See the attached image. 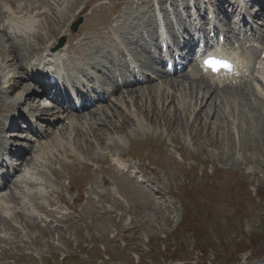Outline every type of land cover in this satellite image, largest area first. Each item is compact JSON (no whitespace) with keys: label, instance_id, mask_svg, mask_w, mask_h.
Segmentation results:
<instances>
[{"label":"rangeland","instance_id":"rangeland-1","mask_svg":"<svg viewBox=\"0 0 264 264\" xmlns=\"http://www.w3.org/2000/svg\"><path fill=\"white\" fill-rule=\"evenodd\" d=\"M1 1L5 2V0ZM80 1L81 0H76L77 3ZM105 1H108L105 6H102L100 9L96 8L91 15L88 16L85 13H82V21L85 23L88 17H90V21L87 27L84 26L83 23L81 27L77 29V31L80 30L83 33L90 31L89 34L93 36L95 42V51L93 54L100 52L102 47H109L108 42L105 41V39L111 37V35H107L103 29H101L100 35L92 31L98 28L96 26L101 25V23L107 24L109 22V17L112 16L110 14L114 12L112 9L119 0ZM126 2L132 5L136 4L133 0H126ZM54 4L55 2L53 1L52 5L54 6ZM56 5L57 3L55 6ZM55 6L53 7L52 15L47 18L49 23L46 22L47 27L54 32L53 34L56 33V30L52 28V25L60 27L63 24L62 22L70 15L74 3H71L70 7L63 10L66 13L64 19L60 18L62 12L60 8ZM77 7L78 5L75 9ZM129 8L131 7L129 6L125 9L123 7L122 10L117 12L120 13L123 11L121 13V20L127 21V24L124 25L121 30L131 29L133 33H136V26L133 24L130 25V22L148 19V17L141 13H135L134 11L127 12ZM84 15H86L85 18ZM30 24L31 22H29L28 25ZM80 31H78L79 33L77 35L80 34ZM1 37L2 36H0V45L2 42ZM14 45L18 49L17 52L19 53L20 61L19 59L16 61L14 58V55H17L16 50L13 48ZM41 45H43V43ZM23 46H18L17 44L12 43L9 47L8 45H5L0 48V74L3 75L0 77V81L2 80V82H0L1 92L4 89L3 87H5L6 90H11V88L6 85L5 81L3 82L10 73L11 80L9 84H13L18 77V69L21 68V62L24 59L20 52ZM31 52L32 50L28 53ZM89 58L90 57H87L85 59L94 63L96 62L95 58ZM5 66L6 68H2ZM14 67L15 70L12 71V68ZM27 83L28 82H24L23 78H18L12 87V93H1L0 101L4 102L17 93L16 96L12 98V100L14 99L13 101H7L4 103L9 104L10 102V104L13 105L14 101L20 98V94L23 90L29 88ZM194 86L198 88L201 87L200 83H197ZM15 88L20 90L15 91ZM184 95H186L187 100H191L193 104L195 102V97L198 94L194 93L191 97L189 89L185 88ZM35 98L38 97L30 96L26 105L32 109L36 108L37 105L40 108H43L44 105L41 104V98ZM245 98L247 99L243 100L241 97L232 98V96L229 97L225 94V96H221V103L219 106H214L216 105L217 100L214 102V99L211 100V98H209V101L205 106L208 110V114H203L201 117L199 116L197 118L198 121L195 122L193 120L197 119H192L193 114L190 119L188 118L189 115H186L185 119L184 117L176 119L177 117L175 118V115H177V113L173 110L176 108V104L170 103L166 106V102H163L162 104H165V107H163L162 110L161 105L156 104L158 108L152 106V108L147 111L149 118L152 117V119H147L148 117L146 116L147 122L157 124L152 126L155 131L148 134L149 141L146 139L140 140V138H145V130L143 129H149L151 125L144 126L141 128L142 131L135 130L133 131V134L128 132V129L133 126L126 129L128 135L134 138L132 139V142L134 140L140 141L136 146V151L138 153L143 151L152 163V165L148 167V177L159 179L164 189L171 191V193L168 194H170V206L172 208L166 203L158 204V201L156 202L141 185L131 184V181L117 182L114 183V187L118 190L121 188L129 198L130 202V207L125 210H123L120 205H117L116 210L122 212V215L114 216L113 213H111L106 216L107 222L102 223L99 218H94L92 216L94 211L91 212L86 210L83 214L91 217L85 222V224L76 226L72 229L67 228V231H60L64 227L62 226V228L58 230H51L52 235L47 230H33L32 232V223L29 226L27 224L25 230L18 234L17 231H14L17 226L14 224H8L6 227L12 228L8 231L11 233V238L6 241L7 244L13 246L11 248L15 247L18 249H21L23 246L30 247L31 244L36 253L46 251L52 253L54 256H56L59 251L66 250L64 254L68 257L76 256L75 259L70 260L69 258L67 264H90L88 260H90L94 254L97 258L101 257L103 253H107L112 257L111 263L113 264L115 262H118L117 264H122L120 259H124L125 264H127L134 262L133 259L132 261L130 259L131 255L129 256L133 251L138 252L146 262H149L146 260L147 257L149 260L151 258L153 259V262L159 264L167 259H169L167 260L168 264H194V262L195 264H209L204 259H200L202 254L199 255L198 260L194 261V257L191 252H189L188 248L189 244L194 243L196 240L194 237L196 238V236L194 235L193 237L191 234L190 236H184L188 229L197 233V243L202 245L204 254H207L208 258H211L212 254H217L218 262L220 264H235L234 261H237V259H235L236 256L241 258V261L238 264H264V198L259 200L253 198L254 191H257V189H260L261 193L264 192V119H262L264 115V104L260 99L255 101L252 97L248 99L247 96ZM22 99L24 100L26 98L22 97ZM238 99L241 100L238 101ZM245 101H250L249 104H254V109L251 110L252 113L249 114L253 117L251 120L252 125L248 124V119L246 124L239 122V120L242 119L241 117H243L240 113L242 109H244V107H240V105H243L242 102ZM1 102L0 109L3 110L5 106L2 105ZM144 103L146 106L137 101L134 108L141 107L143 111H146L150 102L148 103V101L145 100ZM209 104L210 106L208 107ZM221 106L223 107L217 110L216 107ZM25 107L26 106H24L23 109ZM192 107L198 109V105H193ZM228 108H233L235 111H233V113H228ZM15 109L16 107L14 110ZM23 109H17L19 110L18 114L16 113L17 118H21V116L24 117ZM90 113H92V111ZM4 114L5 111L0 112V116L3 117ZM223 114L228 115V118H226L228 120H223ZM119 115H122V112ZM112 118L113 115L108 118V121L112 126L110 123L100 119L97 120L96 123H93V126L97 128L96 138L100 137L98 140L91 133L88 135V139L82 138L83 140H74L73 144L80 149L78 152L86 154L89 157L95 151V156H97L100 149L104 148L101 145L105 146L107 142L106 135L113 129L120 131L128 125L127 116L122 115L121 118H117V123ZM15 124H17V122L13 123L14 126ZM257 124H259L261 130L257 129ZM249 126H251V128H249ZM243 127L244 129H242ZM0 131H2V127H0ZM157 133L158 139L157 142L154 143V138ZM172 138L176 139L177 146L181 145L184 160L178 157L175 148L170 142ZM20 140L23 139H19V141ZM10 142L15 143L12 139ZM58 147L60 148L61 145ZM58 147L51 148L49 150L50 154L48 152L42 156L44 157L47 154L44 158L49 161L52 160L51 163H54L55 157L58 155L56 152ZM106 147L108 148L106 149ZM106 147L105 150H113V147L109 148V145ZM120 148L128 150L129 143L124 142ZM193 151H196L197 157L193 156ZM62 152L65 151L61 149V153ZM59 160L58 157L56 162ZM37 164L38 163L32 167L36 168ZM107 171L113 173L111 167H109ZM64 174L65 172H63L62 176ZM93 175L99 182L98 184L108 185L110 186V189H112L111 186L113 187L114 181L120 180L118 178H110L109 176H107V178H102L99 173L87 170L85 172L83 184L90 185ZM75 182L80 186V182ZM173 184L174 186H172ZM107 191H109L108 188ZM144 194H146V196ZM160 199H163L166 202L168 201L164 199V197ZM255 200L257 201L256 203ZM172 202L174 204H172ZM19 211H21L23 217L24 210ZM7 213L9 214L11 212ZM194 214L195 218H199V221H196L195 223L191 220V217H193ZM184 218L185 220L182 222ZM0 219L2 218L0 217ZM189 219L191 220V225L187 222ZM27 221L29 222V220ZM80 223L81 222H77V224ZM1 225L3 224L1 223ZM176 227L177 236L174 237L172 234ZM113 231L117 232L120 236L128 238V245L122 246L124 241L119 243L116 242L115 238L111 239L109 233ZM159 233L161 237H164V233L168 235L171 234L168 241L173 240L171 242L172 244H177L179 242L184 243L186 241L188 248L185 243L181 245L179 244L176 252L172 250V244L168 243L165 250L161 251L158 246L160 241L153 240L150 248L147 249L146 238H156ZM3 234V232L0 233V237H3ZM250 240L252 242H250ZM165 242L166 240H163L161 248H164ZM102 243L107 248L106 252L105 247L103 251L99 250V248L103 246ZM161 254L163 255V258H160ZM169 255H171L170 258H168ZM3 258L6 261V257L3 256ZM255 258L257 259L253 260ZM21 259L23 261L30 260V264H42V261L39 258H34L32 255L30 258L22 256Z\"/></svg>","mask_w":264,"mask_h":264},{"label":"bare ground","instance_id":"bare-ground-1","mask_svg":"<svg viewBox=\"0 0 264 264\" xmlns=\"http://www.w3.org/2000/svg\"><path fill=\"white\" fill-rule=\"evenodd\" d=\"M38 0H25V3L24 4H21V5H17L15 2H11V5H12V8H13V11L14 12H12L11 10H8V12H12V13H20V12H22V13H27V12H32V11H38L41 15H44L45 16V19L47 20V18L49 17V16H51L52 14V10H53V7H50L49 8V10H45L44 8L45 7H49L50 6V4H52L53 3V1L55 2V4L56 3H59V2H61V1H63V0H42V3L40 4V3H38L37 2ZM264 1V0H263ZM64 2V1H63ZM55 4H54V6H55ZM1 5V4H0ZM53 6V5H52ZM81 8V7H80ZM79 8V9H80ZM258 11H264V5L262 6V8L260 9V10H258ZM54 12V11H53ZM74 12V11H73ZM6 12H5V10H2L1 8H0V14H5ZM57 13V12H56ZM59 13V12H58ZM232 13H233V11L232 10H230L228 13H227V16H228V19H230L231 18V16H232ZM61 14H63V15H65L66 13L62 10V12H61ZM55 16H56V14H55ZM70 16V15H69ZM69 16H68V18H69ZM14 18H15V20H16V22L18 23V25L19 26H13V27H11L10 25H12V20L10 19V18H8L7 19V23L5 22V24L3 25L5 28H8V26L9 27H11V28H13L14 30H15V35H16V37L19 39V41L21 40L22 41V38H24V37H28L29 35H32L36 40H39L38 41V43H39V45H41L42 43H44V38H42L41 36H39L38 34H32V30L34 29L33 27H31L32 26V23L30 24V25H26L25 24V22H26V20L24 19V20H22V18H21V16H17L16 14H14ZM67 18V19H68ZM55 19V18H54ZM67 19L66 20H64L62 23L64 24L66 21H67ZM46 22H48V20L46 21ZM49 23V22H48ZM60 26V25H59ZM46 28H47V33H48V35H51V34H53L54 32L53 31H51L50 30V28L49 27H47V25H46ZM4 31V30H3ZM0 36H2L1 37V39L2 40H4L6 43L8 42V40L5 38L4 39V35H2V34H0ZM74 38V37H73ZM85 38V37H84ZM17 44L18 46H23V45H27V43L26 42H22V43H18V41H14L13 39H11V42H10V45L11 44ZM24 43V44H23ZM5 45L1 42V45H0V48L1 47H4ZM9 47V46H8ZM13 48L16 50V54L17 55H14V58L16 59V61L19 59V53L17 52V47L14 45L13 46ZM21 48V47H20ZM22 49H23V47H22ZM21 49V50H22ZM49 50H50V45H45L44 47H43V52L41 53V55H40V60H42V57H43V54L44 53H47V56H46V59L51 55V53H49ZM21 52V54H22V51H20ZM32 53L33 52H31V53H28L27 54V56L22 60V64L20 65V67L21 68H23V66H24V64H25V62H27V60L30 58V56L32 55ZM107 53V52H106ZM22 56H23V54H22ZM87 58V57H86ZM94 59V57H90L89 59ZM19 61H20V59H19ZM142 62H143V60H141ZM145 61H147V60H145ZM97 62V61H96ZM95 62V63H96ZM18 63V62H17ZM146 66L148 67V68H151V66H150V64H146ZM2 68H6V66L5 67H2ZM263 71H264V63H263ZM85 74V76H88V74H86V73H84ZM167 74V73H166ZM186 73H184L182 76H184ZM25 75H23V76H20L19 77V79H24V80H26L27 78H26V76L24 77ZM168 76H169V78H165V79H163V78H159L160 80H158V83H155V84H147V86H146V89L145 90H140V88L139 89H136V90H133V88L132 89H130V90H125V92L123 93V94H121L120 96H117V97H113V99L112 100H110V101H112V103H113V105H112V111L110 112L111 113V115H113V106H114V109H115V111H116V113L119 115L121 112L122 113H127V114H125L124 116H127L128 118H132V106H134L135 105V103L138 101V102H141L144 106H146V104L144 103V101L145 100H147L148 101V103H149V105H148V107H147V110L146 111H143L142 109H141V107L140 108H138V107H136L135 108V112H134V115L136 116V119H135V122H136V124L137 125H140L141 123H142V121L143 122H147V120H146V116L148 117L147 119H152V117H150L149 118V115L147 114V111H149V109H151L152 108V106H155V107H157L158 108V106L156 105V104H158V105H161V110H162V108L163 107H165V104H162L163 102H166V106L167 105H169L170 103L171 104H176L175 106H176V108L175 109H173L174 111H176V113H177V115H175V118L176 119H178V118H183L184 117V119H185V116L186 115H189V119L191 118V115L193 114V116H192V119H197L199 116L201 117V115H207L208 114V110L205 108V106H206V104L208 103V99L209 98H211V100L212 99H214V102H215V100H219L220 98H221V94H219V92L220 93H222V94H227L229 97H231V96H237L238 94H243V92L242 93H240V91H238V88L237 87H235L233 90H230V89H227L225 86H229V85H231L230 83H226V81H220V80H217V79H214V77L213 76H210V77H207V82H201L200 80H196V82H192V81H190V82H187V81H178L176 78H173L170 74H168ZM262 76H264V75H262ZM26 78V79H25ZM147 82V81H146ZM184 84V85H186V88H188L189 89V91H190V93H199L200 92V95H199V97H195V100H197L196 101V104H194V106H196V105H198V109L195 107H192L193 106V104H192V101L191 100H187V98H186V95H184L183 93H180V89H179V86L181 85V84ZM197 83H200V88H198V87H195L194 85L195 84H197ZM242 83V81L240 82V84ZM28 85H29V88H25L24 90H23V92L20 94V98L18 99V100H16V101H14V103H13V105H19V106H23L24 104L26 105V102L29 100V97L30 96H34V92H31L30 90H31V83L30 82H28L27 83ZM243 85H245V84H243ZM197 86V85H196ZM232 86V85H231ZM219 87V88H218ZM256 99H255V101L256 100H259L260 99V97H261V99L260 100H264V88H261V87H259V86H257L256 87ZM3 92V91H2ZM1 91H0V94L2 93ZM4 93V92H3ZM178 93V94H177ZM8 96H9V94H8ZM191 97H192V95H190ZM225 96V95H224ZM251 96H253V94H251ZM260 96V97H259ZM22 97L23 98H26V99H22ZM146 99H145V98ZM253 98V97H252ZM35 99H38V98H35ZM14 100V99H13ZM241 99H238V101H240ZM155 101V102H154ZM157 101V102H156ZM167 101H168V103H167ZM252 101V100H251ZM38 102H39V100H38ZM249 102L250 101H245V102H242L243 103V105H240V107H244V109H242V111H241V115H243V117H241L242 119H240L239 120V122L240 123H245L246 124V121H247V119L249 120L248 121V124L249 125H252V123H251V120H252V115L250 116L249 114L250 113H252V111L251 110H253L254 109V104L253 103H250L249 104ZM258 102V101H257ZM9 104H10V102H9ZM188 104V105H187ZM11 105V104H10ZM37 105V104H36ZM210 106V104L208 105V107ZM214 106H219L217 103H216V105H214ZM224 106V105H223ZM223 106H221V107H216L217 108V110L218 109H221ZM168 108V107H167ZM172 108V107H171ZM256 108V107H255ZM140 109V110H139ZM43 110H45L44 108H40L38 105H37V107L36 108H34V109H32V108H30V111H29V113H30V117H36V118H41L42 116L40 115V112H42ZM226 110V109H225ZM91 111H93V110H88L87 112H84V111H82L81 113H79V114H76L75 116H74V118L73 119H71V120H68V121H64V120H61L60 122H56L55 120H53L52 118H51V120H47V124L49 125V126H62L63 127V129H64V131H65V135H69V134H75V136L73 137V139H72V143H74V140H78V139H82V138H84V139H88V135L91 133L95 138H96V134H97V128L95 127V126H93V123H96L97 122V120H104L105 122H107V123H110L108 120V113L107 112H105V111H102L101 113H100V115H98V116H95V115H93V113H90ZM124 111V112H123ZM233 111H235L233 108H228V113H233ZM34 112H37V113H34ZM23 113L25 114V115H27L24 111H23ZM90 113V114H89ZM17 114H18V112H17ZM16 114V115H17ZM15 115V116H16ZM163 115V114H162ZM198 115V116H197ZM261 115H263V114H261ZM114 116H116V114H114ZM121 116L122 115H119V117L121 118ZM157 116V115H156ZM165 116V115H164ZM228 115H226V114H223V120L224 119H226V118H228L227 117ZM105 117V118H104ZM203 117V116H202ZM17 118V117H16ZM21 118H23V119H26V117H22L21 116ZM102 118H104V119H102ZM126 118V117H125ZM183 119V120H184ZM262 119H264V115H263V117H262ZM13 120V119H12ZM146 120V121H145ZM226 120H228V119H226ZM123 121V120H122ZM126 121V120H125ZM162 121V120H161ZM194 122L195 121H198V119L197 120H193ZM32 122V121H31ZM129 122V121H128ZM101 123H103V122H101ZM121 123H124V122H121ZM97 125V124H96ZM106 125V124H105ZM110 125L112 126V124L110 123ZM115 125V124H114ZM76 126V127H75ZM122 126V125H121ZM121 126H119V127H121ZM125 126V125H124ZM123 126V127H124ZM1 127V126H0ZM82 129H81V128ZM256 127H257V129L258 130H261V127H259V124H257L256 125ZM249 128H251V126H249ZM28 129H30V126L28 125ZM123 129V128H122ZM242 129H244V127L242 128ZM242 129H241V131H242ZM91 130V131H90ZM4 131V128L2 127V131L1 132H3ZM53 132V131H52ZM88 132V133H87ZM86 135H85V134ZM93 136H91V137H93ZM61 138V130L59 129L58 131H57V136H56V138H55V147H58L59 145H61V149H63L64 151H66V149H67V146H65V143L63 142V140L62 139H60ZM100 137H98V138H96L97 140L99 139ZM95 139V140H96ZM113 139V138H112ZM115 139V138H114ZM44 139H42V141H43ZM83 140V139H82ZM57 141H59V142H57ZM85 141V140H84ZM57 142V143H56ZM13 143V142H12ZM106 144L107 145H112L113 143L112 142H106ZM105 144V146L104 145H101V146H103L104 148L107 146ZM0 145H2V147H6L5 146V142H4V140H1V142H0ZM58 145V146H57ZM54 147V148H55ZM52 147H46V148H44L43 149V151L41 152V153H39V154H37L35 157H34V162H33V165H31V166H34L36 163H38L37 165H36V168H34V169H36L37 171L36 172H40L41 171V167H43V166H45V165H47V164H51V162H52V160H47V159H45L44 157H46L47 156V154H46V156H42V155H44L45 153H48L49 152V150L51 149ZM59 147H58V149L56 150V152H57V154L59 153V152H61V149H60ZM82 148V147H81ZM109 148H111V147H109ZM84 149H85V147H84ZM54 150V149H53ZM71 150L72 151H78V150H80L79 149V147L77 146H75L74 144H73V146L71 147ZM9 151H11L12 153H14V154H19L20 153V150L18 149V147L17 146H15V145H10L9 146ZM106 151H108L109 153H112L113 152V150L112 151H110V150H106ZM55 152V153H56ZM52 153V152H51ZM49 154H50V152H49ZM52 154H54V153H52ZM51 154V155H52ZM50 155V156H51ZM83 155H85V156H87L86 154H83ZM55 157V156H54ZM58 155H56V157H55V162L58 160ZM88 157V156H87ZM97 157V156H96ZM50 158V157H49ZM52 158V157H51ZM95 158V157H94ZM99 161V160H98ZM106 163H107V160L105 161ZM117 164L118 165H120V166H122L123 164L122 163H120V162H118L117 161ZM104 164L102 163V165H101V168H100V170L102 171V172H104V174H109L110 173V171H107V169L109 168V166L107 165V166H104ZM129 166V164L126 166V168ZM33 168V167H32ZM111 170H113V168H111ZM113 174V173H112ZM7 175V174H6ZM8 177V179H9V175L7 176ZM158 182V181H157ZM131 184H135V185H141V186H143L144 188L143 189H146L147 191H152L153 190V186H151V185H143V184H141V183H135V182H131ZM27 185L30 187V189H31V194H32V196L33 197H37V191L34 189V186H35V183L33 182V181H27ZM11 185H10V181L8 180L7 181V178H4L3 180H2V183L0 184V189H2V188H9ZM113 187H114V184H113ZM116 188V187H115ZM115 188H113V194L114 195H112V193H110L109 191H108V195L107 196H101V198H100V200H99V205L97 206V203H96V201L95 200H91L90 201V205H92V206H94L95 207V212L93 213V217L94 218H99L100 220H101V222L102 223H105V222H107V219H106V216L107 215H109V214H111V213H113V215L114 216H116V215H122V212H120V211H117L116 210V207H117V205H120L121 207H122V209L123 210H125V209H128L129 207H130V202H129V198L127 197V195L121 190V188H120V190L124 193V195H125V197L128 199V204L127 205H123L122 204V202L121 201H119V200H117L115 197H116V195H115V192H118L117 191V189H115ZM19 189V191H20V193L22 194V195H26L27 194V191L24 189V188H22V187H19L18 188ZM112 190V189H111ZM14 191V190H13ZM13 191L10 193V194H8V198H4L3 199V201H2V203H0V217L2 218V219H0L1 220V222H0V232H3L4 234V236L2 237H0V242L2 241V242H5V243H7L6 241L7 240H9L10 238H11V233L10 232H8V231H10L11 230V228H9V227H6L8 224H14V225H16L15 223H13L11 220H12V218H13V221H15L16 222V220H14V218H21L22 220H20V224H21V226L20 227H15L16 229H14V231H17L18 232V234H19V232L21 233L23 230H25V228H26V226H27V224H28V226L32 223L33 224V219H34V216L32 215V214H26L25 213V210H27V205H26V203H25V201L22 199V197L20 196H18V195H16V193L14 192L13 193ZM92 191L93 192H95V193H99V192H101V191H104V192H106L107 191V188H103L102 190H100V189H98V186H94V187H92ZM12 195H13V197L16 199V204H17V207H13L12 206ZM145 196H146V194H144ZM115 196V197H114ZM152 197L155 199V201L157 202V197L155 196V195H153L152 194ZM117 198H119V199H121V200H123V198L122 197H117ZM158 204H161V203H159V202H157ZM107 204H110L109 206L107 205ZM19 210H24V213H23V217H22V215H21V211H19ZM100 210H105L106 211V213L105 214H103V215H99V213H100ZM7 212H11V213H7ZM16 215V216H15ZM91 216H87V215H85V214H80V220H81V223L80 224H77V222L75 221V220H71V221H67V222H64V227H63V229H61L60 231H67V228H70V229H72V228H74V227H76V226H81V225H83V224H85V222L86 221H88L89 220V218H90ZM27 220H29V222L27 221ZM99 220V221H100ZM1 223L3 224V225H1ZM2 226V227H1ZM13 226V225H12ZM29 228V227H28ZM13 230V229H12ZM47 231H49L50 232V234L52 235V232H51V230L49 229V230H47ZM111 234V235H110ZM12 237H15V236H12ZM109 237L111 238V239H114L115 238V240H116V242H118L119 240H124L125 241V244L123 245V246H125V245H128V238H126V237H123V236H120V235H118L117 234V232H115V231H113V232H110L109 233ZM22 241V240H21ZM24 247V246H23ZM22 247V248H23ZM83 247H84V245H83ZM105 247V246H104ZM130 247V246H129ZM88 250V249H87ZM107 251V248L105 247V252ZM131 251H133V250H131ZM130 251V252H131ZM63 252H66V250H63ZM133 252H135L137 255H138V257H139V259H140V262L138 263V264H159V263H155V262H153V259H151L150 258V260H148L149 262H146V261H144V258H142V256L141 255H139L138 254V252H136V251H133ZM129 256H130V254H129ZM170 256L171 255H169L168 256V258H170ZM64 258H69L66 254H64ZM97 258H100V257H97ZM147 258V257H146ZM130 259H131V256H130ZM167 260H169V259H167ZM162 261V263L161 264H168V261ZM238 260V259H237ZM131 261H132V259H131ZM6 262L7 261H5L4 260V258H3V256L1 255L0 256V264H6ZM171 262V261H170ZM127 264H134V262H131V263H127ZM169 264H171V263H169Z\"/></svg>","mask_w":264,"mask_h":264},{"label":"snow or ice","instance_id":"snow-or-ice-1","mask_svg":"<svg viewBox=\"0 0 264 264\" xmlns=\"http://www.w3.org/2000/svg\"><path fill=\"white\" fill-rule=\"evenodd\" d=\"M206 63H210L209 61H206ZM219 63H221L222 66H227V67H231L230 65L227 64L226 61H219Z\"/></svg>","mask_w":264,"mask_h":264},{"label":"trees","instance_id":"trees-1","mask_svg":"<svg viewBox=\"0 0 264 264\" xmlns=\"http://www.w3.org/2000/svg\"><path fill=\"white\" fill-rule=\"evenodd\" d=\"M189 220H190V219H189ZM189 220H187V222H188ZM196 221H198V220H195L194 223H195ZM189 224H191V223L189 222Z\"/></svg>","mask_w":264,"mask_h":264}]
</instances>
